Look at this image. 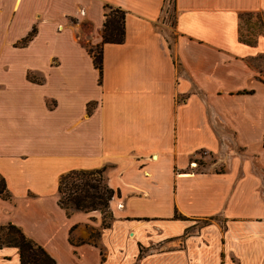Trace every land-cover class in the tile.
I'll use <instances>...</instances> for the list:
<instances>
[{"label": "crops", "instance_id": "crops-1", "mask_svg": "<svg viewBox=\"0 0 264 264\" xmlns=\"http://www.w3.org/2000/svg\"><path fill=\"white\" fill-rule=\"evenodd\" d=\"M106 4L125 12V33L102 45L100 76L87 48ZM18 11L16 41L34 33L15 49L44 41L64 57L25 70V90L0 85V226L56 264H186L203 251L264 264V26L239 37L240 14L264 17V0H0V16ZM198 152L212 164L191 167ZM97 169L117 193L108 228L100 211L58 203L62 175ZM0 264H20L18 249L0 247Z\"/></svg>", "mask_w": 264, "mask_h": 264}, {"label": "trees", "instance_id": "trees-1", "mask_svg": "<svg viewBox=\"0 0 264 264\" xmlns=\"http://www.w3.org/2000/svg\"><path fill=\"white\" fill-rule=\"evenodd\" d=\"M105 7V20L102 28V41L95 46H88L87 52L93 65L102 75V45L104 43H122L124 40L125 12L109 5ZM264 26V23H263ZM263 30V29H262ZM34 30L30 31L20 42V46L27 44L32 38ZM261 33V32H260ZM240 40L253 43L254 38ZM29 81H35L29 79ZM38 83V81H35ZM197 164V162L195 161ZM104 169L91 171H70L62 175L58 183V203L61 208L69 212L71 209L79 211H100L102 214V228H108L112 221L109 203L117 193L110 189L104 180ZM0 197L9 198L4 188V180L0 177ZM174 220H186L185 217L174 213ZM0 247H14L19 251L20 264H56L55 261L24 233L11 224L0 226Z\"/></svg>", "mask_w": 264, "mask_h": 264}, {"label": "rangeland", "instance_id": "rangeland-1", "mask_svg": "<svg viewBox=\"0 0 264 264\" xmlns=\"http://www.w3.org/2000/svg\"><path fill=\"white\" fill-rule=\"evenodd\" d=\"M165 17L169 25L173 26L174 13L169 11L168 15ZM263 23L264 17L260 12H245L240 14L239 37L241 36L244 39L256 37L260 32H262ZM23 24L24 21L21 19L19 11L13 16L7 12L0 16V85L5 88L25 90L26 82L23 76L25 70L45 72L46 69L48 70V67L52 62L55 63L56 58L61 60L64 57L63 47H48L44 45V41L29 45L27 48L20 50L15 49V47L20 45V42L16 40L20 39V37L24 35ZM89 44L91 43H85V45ZM53 58H55V60ZM27 76L29 79L35 81L43 79L40 74L34 72L27 73ZM86 76L89 75L87 74ZM32 96L33 98L35 96L37 97L36 94ZM195 161L197 162V166L194 168L201 170L204 163L212 164L214 160L208 156L205 157L202 152H198L193 163H195ZM214 169L221 171L222 167H214ZM207 222L210 221L199 220L197 227L200 228ZM205 252L206 251H203L201 254L197 252L195 258H191V260H189L186 264H211V256H207L208 254H205Z\"/></svg>", "mask_w": 264, "mask_h": 264}, {"label": "built area", "instance_id": "built-area-1", "mask_svg": "<svg viewBox=\"0 0 264 264\" xmlns=\"http://www.w3.org/2000/svg\"><path fill=\"white\" fill-rule=\"evenodd\" d=\"M202 154H203L205 157H206V156H208V157H209V154H208L207 152H202ZM192 166H195V167H196V166H197V164H196V163H193V164H192Z\"/></svg>", "mask_w": 264, "mask_h": 264}]
</instances>
